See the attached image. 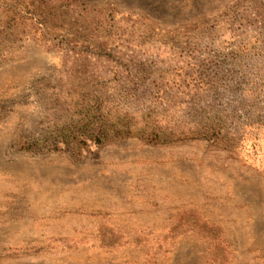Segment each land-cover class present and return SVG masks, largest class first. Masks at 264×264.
<instances>
[{"label": "rangeland", "instance_id": "374dc122", "mask_svg": "<svg viewBox=\"0 0 264 264\" xmlns=\"http://www.w3.org/2000/svg\"><path fill=\"white\" fill-rule=\"evenodd\" d=\"M0 264H264V0H0Z\"/></svg>", "mask_w": 264, "mask_h": 264}]
</instances>
